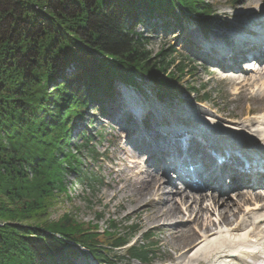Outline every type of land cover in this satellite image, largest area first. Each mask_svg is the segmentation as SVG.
Instances as JSON below:
<instances>
[{
    "label": "trees",
    "instance_id": "1",
    "mask_svg": "<svg viewBox=\"0 0 264 264\" xmlns=\"http://www.w3.org/2000/svg\"><path fill=\"white\" fill-rule=\"evenodd\" d=\"M211 12L203 0H0V264H72L86 251L112 263L110 252L127 244L133 227L126 237L115 223L99 231L70 214L42 220L66 173L101 184L68 150L73 130L116 79L147 77L160 97L182 80L185 64L166 49L147 50L140 23L203 22ZM82 148L97 161L88 142Z\"/></svg>",
    "mask_w": 264,
    "mask_h": 264
},
{
    "label": "rangeland",
    "instance_id": "2",
    "mask_svg": "<svg viewBox=\"0 0 264 264\" xmlns=\"http://www.w3.org/2000/svg\"><path fill=\"white\" fill-rule=\"evenodd\" d=\"M203 1L211 2L212 5H214L216 17L215 23L212 25L213 29L206 31L198 21L193 19H185L182 24L183 31L181 33H178L179 29L175 30V34H167V32L163 30L160 32L156 29L149 31V29L143 25L139 26L137 29L138 32L143 34L144 38L149 37L146 39V48L152 51L153 54H158L163 49H167V53L169 54L176 50L171 58H175L177 61L183 60L185 65L191 70L186 75H182L183 79L181 82H177V87L179 89L195 87L198 91L197 94H187L188 96L184 95L173 102L166 100L163 103H157L156 94H154V85L148 82H146V84L141 83L140 90L143 92L145 95L144 98L146 99H142L145 102L144 106L150 108L155 106L156 112H160V110L172 111L170 114L173 116H176L175 110H180L183 115L179 118H184L183 116L186 118L188 114L197 116L198 111L203 109L206 113L208 111L210 114L212 113L219 116L225 115L226 118L249 124L251 121H255L257 115L260 113L257 107L255 109H250V114L247 113L248 109L254 108L253 105L256 104L245 100V97H251L250 95L259 92L258 86L254 84V80H250L249 82H240L239 80L233 79L220 80L223 74H229L230 72H220V67H216L209 63L207 64L204 62L205 59L199 56L196 58L193 53L198 54L200 52L196 48L200 43L208 41L218 43L222 38L223 42H226V39H228L231 33L234 32L233 34L235 35L236 32L241 33V30L243 31L248 27L250 23L248 19H251V21L255 20L256 22L263 19L262 15L264 10L262 11L261 9L264 8V2L257 5L259 13L246 16L247 10L251 9L249 8L251 2L256 0ZM243 24L246 25L243 26ZM238 25H242L241 29ZM244 33L249 32L247 30V32ZM242 64L243 61L240 63L242 75L247 77H254V75H256L255 69H248L245 65L242 66ZM204 94L207 100L202 99ZM139 99L141 98L139 97L138 101ZM108 103L109 101L106 102V104ZM111 105L112 104L108 105V108H113ZM240 109L242 113H240ZM105 113H107V108ZM170 114L168 117L171 118ZM89 119L91 120L90 125ZM190 121L192 120H187L189 123ZM83 126L84 128L87 126L84 131L86 132V138L89 137V133L94 137V140H92V138L90 139L92 143L98 144L96 146V151L102 156L99 162L93 163L90 162L89 158L82 157L85 162V168L99 177L102 176L104 178V185L90 188L83 185L76 174L66 173L64 176V190L56 192V196L45 212V215L42 216V220L44 222L46 220L57 222V220L65 215L70 214L77 223L88 225L91 223L98 224V230L100 231L108 228L110 224L116 223L119 230L123 232L126 237L130 236L131 232L129 233L128 230L133 227L134 230L138 229L137 234L132 237L134 240L133 242L136 244H145L144 246L152 249V253H154L149 261L151 264H172L169 257L175 253L173 245L170 244L172 242L171 238L174 235L173 232H168L165 226L153 224L151 220H148L147 224H144L145 220H147L145 216H143L142 219L140 216L126 217L130 209L120 207V202H127V194L135 191V181L143 178V175H136L135 171L131 168V166L135 165V163H131V157L142 160L143 158L139 155L140 153L135 152L132 146L130 148L129 145L125 144V141H123L121 137L122 131L118 130L119 127L112 121L105 119L102 110L98 107H93L89 110V117L86 119ZM78 131L79 129L76 130V134L72 141L75 144L74 146L81 145L85 141V138L78 137ZM70 151L72 153L77 152V150L75 151V147L70 149ZM229 185H227V188ZM240 190L248 191L247 189L233 188L231 190V199L237 200L236 195ZM115 192L119 193L118 197L114 199L110 198V195ZM172 195L175 199H178L177 195ZM188 219V217L181 219V228L188 230L186 226L190 223H185V220L188 221ZM163 224L164 222H161V225ZM148 231H151L150 234H152L149 244L143 241V234ZM151 244L155 245L150 246ZM117 255L118 257L114 260L116 264H137L134 259H130L129 256H127L125 249L121 250ZM76 263L88 264V259L86 256L81 255V257L76 260Z\"/></svg>",
    "mask_w": 264,
    "mask_h": 264
},
{
    "label": "bare ground",
    "instance_id": "3",
    "mask_svg": "<svg viewBox=\"0 0 264 264\" xmlns=\"http://www.w3.org/2000/svg\"><path fill=\"white\" fill-rule=\"evenodd\" d=\"M263 2L264 0L251 2V9L245 12L246 16L259 13L257 5ZM256 46H259L256 49L261 48L260 45ZM255 65L252 68L256 72L254 77H247L239 70L231 69L224 70L230 73L223 74L220 80H254L259 92L250 95L251 97L246 96L245 100L256 104L253 105L254 108H249L247 113L250 114V109L257 107L260 111L258 117L246 124L226 118L225 115L197 110L202 116L195 119L204 126L205 132L211 133V137L203 133L206 146L211 145L209 141L214 137L216 141L224 140L235 147L243 148L245 153L264 154V66ZM248 67L251 68V65L248 64ZM147 111L152 112L150 109ZM175 111L176 116L182 113L180 110ZM194 149L203 151L198 147ZM134 161L135 174L143 175V178L135 181V191L127 194V202H120V207L130 209L126 217L140 216L142 219L145 216L147 220L144 224L151 220L153 224L165 226L168 232H173L170 244L173 245L175 253L169 257L172 264H254L264 256V191H239L237 200L231 199L229 191L224 190L221 185V170L219 176L216 173L215 177L210 174L211 184L208 189L215 184L216 191L196 195L187 190L179 191L173 184L167 198L163 200L160 194L166 187L167 177L164 179L158 174H147L144 162L140 159ZM208 161V165L212 166L211 161ZM249 186L255 188L254 184ZM172 194L177 195L178 199ZM118 195V192L112 193L110 198H117ZM184 217L189 218L188 221L185 220L186 224L190 223L185 225L188 230L181 228L180 222ZM161 222L164 224L161 225Z\"/></svg>",
    "mask_w": 264,
    "mask_h": 264
}]
</instances>
